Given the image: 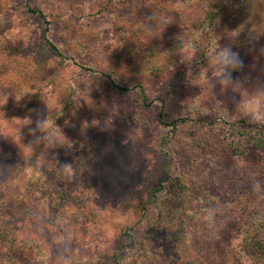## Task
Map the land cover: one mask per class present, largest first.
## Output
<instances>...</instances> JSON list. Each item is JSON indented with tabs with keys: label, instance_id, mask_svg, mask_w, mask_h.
Masks as SVG:
<instances>
[{
	"label": "rangeland",
	"instance_id": "374dc122",
	"mask_svg": "<svg viewBox=\"0 0 264 264\" xmlns=\"http://www.w3.org/2000/svg\"><path fill=\"white\" fill-rule=\"evenodd\" d=\"M237 28L233 78L264 83V0H0V210H17L46 250L33 264H246L241 231L264 225V148H249L260 126L233 121L217 99L231 112L239 94L200 76ZM186 40L198 52L181 63ZM28 116L21 130L14 118ZM45 118L65 147L44 139ZM89 175L78 202L59 200ZM177 178L191 198L184 230H155Z\"/></svg>",
	"mask_w": 264,
	"mask_h": 264
},
{
	"label": "trees",
	"instance_id": "16d2710c",
	"mask_svg": "<svg viewBox=\"0 0 264 264\" xmlns=\"http://www.w3.org/2000/svg\"><path fill=\"white\" fill-rule=\"evenodd\" d=\"M29 10L42 19H45V15L41 11L31 9L30 7ZM240 12L243 14L244 10L241 9ZM46 45L56 55L62 56L52 42L46 41ZM85 70L91 73H97V71L90 68H85ZM100 75L110 80L114 87L123 91L130 90L128 87H120L111 81L108 74L100 73ZM170 124L174 129L178 127L176 121ZM249 134L250 149L260 150L264 148V126H260L258 129L256 128L254 133ZM83 181L84 184L82 186L66 184L65 196H60L59 200L67 199L68 197L69 202L71 198L73 199L72 202H78L76 197H80L84 193V189L87 186H91L92 175H89ZM61 182H66V180H61ZM188 189V186L178 178L171 184L170 191L160 202L161 209L158 216L163 218H158L155 224L151 225L153 229L167 232V230H170L175 225L177 227L176 233L184 230L186 211L189 208L188 204H190L191 200ZM70 196L72 197L70 198ZM17 214V210L13 208L7 212L0 210V264H33L35 258H40L46 254V250L38 242L37 238L25 234L19 227ZM258 222L260 221L256 219L250 220L249 223L246 222L249 226L246 229L243 228L241 231L243 232V241H240L239 245L243 256L242 260L246 264H264V225ZM176 233L173 232V235H176Z\"/></svg>",
	"mask_w": 264,
	"mask_h": 264
},
{
	"label": "clouds",
	"instance_id": "9594fccd",
	"mask_svg": "<svg viewBox=\"0 0 264 264\" xmlns=\"http://www.w3.org/2000/svg\"><path fill=\"white\" fill-rule=\"evenodd\" d=\"M241 31H243L242 28L239 30L237 28L228 32L227 35H224L223 38L229 41L227 44L222 45L219 43L222 38L221 36L216 40L215 44L208 49L205 55L206 64L202 66L200 76L203 78L205 87L210 88L213 93L218 85L221 94H226L229 91L234 94H239V99L234 102V111L231 112L223 101L216 98L220 107L233 121L245 120L250 125L264 126V83L258 82L255 86L245 87L247 77L244 79L233 78V73L242 71L244 67L243 60L240 58L239 53L233 50ZM151 34L152 38H160L162 36V31L152 32ZM179 52L182 56L180 62L187 63L195 59L198 49L194 41L186 40L180 44ZM15 98L19 102L23 96L19 98L15 96ZM14 119L26 121V123L21 126V130L32 123L31 116L23 119ZM38 128L45 134L44 139L53 141L55 147H65L60 137L64 139L67 138L64 136L63 131L59 130L60 127L56 125L51 118H45L42 123L38 124ZM35 131L36 129L29 127V134ZM25 147L29 149L30 152L34 153L31 142L25 145ZM28 159H31V157ZM39 163V159H37V164ZM61 168L64 172L69 173V178H71L72 164L65 163L61 165Z\"/></svg>",
	"mask_w": 264,
	"mask_h": 264
}]
</instances>
